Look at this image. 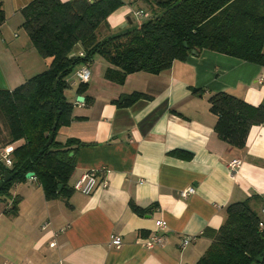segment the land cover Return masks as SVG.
<instances>
[{"label": "crops", "instance_id": "obj_1", "mask_svg": "<svg viewBox=\"0 0 264 264\" xmlns=\"http://www.w3.org/2000/svg\"><path fill=\"white\" fill-rule=\"evenodd\" d=\"M29 1L0 0V89L12 90L48 67L22 26L20 9ZM123 1L100 36L145 19L132 13L147 11L143 0ZM79 66L66 78L72 118L57 133L61 141L80 142L70 153L72 191L46 198L34 177L12 187L11 196L20 200L15 215L4 212L10 199L0 203V264H195L211 241L206 229L223 224L228 204L256 195L264 222V123L251 125L244 144L233 146L214 130L217 116L208 102L217 91L252 105L264 102V66L203 50L158 74L137 71L118 83L108 71L116 67L95 55L81 94L74 74ZM133 92L148 97L115 104ZM233 159L240 161L235 169L229 167ZM89 170L97 172L96 189L89 195L74 191V180ZM189 186L194 193L180 196ZM131 202L144 210L136 213ZM158 219L165 229L156 227ZM154 232L163 242L147 249L141 239ZM112 234L121 236L120 248L110 244ZM185 235L196 239L183 247Z\"/></svg>", "mask_w": 264, "mask_h": 264}, {"label": "trees", "instance_id": "obj_2", "mask_svg": "<svg viewBox=\"0 0 264 264\" xmlns=\"http://www.w3.org/2000/svg\"><path fill=\"white\" fill-rule=\"evenodd\" d=\"M143 1L149 18L104 37L99 28L108 25V16L123 0H31L20 9L22 26L48 67L12 90L0 89V148H13L11 166L0 159V181L4 172L10 173L0 187V203L10 199L7 214L18 212L20 199L11 196V189L28 172L34 173L46 198L72 191L68 182L75 157L70 153L80 142L61 141L57 133L72 118L66 78L77 65L100 55L116 67L108 71L116 73L118 83L137 71L158 74L192 51H216L264 66V0ZM4 19L0 7V24ZM85 89L79 83L77 92ZM202 90L192 88L198 94ZM141 97L148 95L133 92L114 102L128 106ZM208 102L217 116L214 130L233 146L244 144L251 125L264 123V102L252 105L225 91L210 94ZM256 202L254 195L226 206L223 224L206 229L211 241L195 264H264V222ZM130 206L136 213L144 210L132 202Z\"/></svg>", "mask_w": 264, "mask_h": 264}, {"label": "built area", "instance_id": "obj_3", "mask_svg": "<svg viewBox=\"0 0 264 264\" xmlns=\"http://www.w3.org/2000/svg\"><path fill=\"white\" fill-rule=\"evenodd\" d=\"M133 15L137 18H149L150 14L147 11H144L143 9H135L132 11ZM80 56H83V52H79ZM75 77L77 78L79 83H87L90 80L91 71L89 64H81L78 69L75 71ZM12 146L8 145L5 147L0 148V159L6 166H11L12 159H11V152H12ZM240 161L238 159H233L229 163V167L231 169H235L239 166ZM98 180H97V172L95 170H89L83 174H81L76 180H74L72 184V189L76 192L82 193L84 195L91 194L96 187L98 186ZM101 184L103 186H106V181H101ZM194 193V188L192 186L186 187L184 189H181L179 191L180 196L186 197L190 194ZM264 211V208H263ZM155 225L159 230H163L166 228V222L162 219H158L155 221ZM46 224L42 226V228H45ZM196 239V235H185L181 240V245L187 246L191 242H193ZM163 242V236L160 235L158 232H154L150 234L149 236H146L141 239V243L143 246L147 249H151L157 245H160ZM110 244L115 248H120L122 245V238L118 234H112L110 236ZM49 245L51 247H54L56 245L55 240H52Z\"/></svg>", "mask_w": 264, "mask_h": 264}, {"label": "water", "instance_id": "obj_4", "mask_svg": "<svg viewBox=\"0 0 264 264\" xmlns=\"http://www.w3.org/2000/svg\"><path fill=\"white\" fill-rule=\"evenodd\" d=\"M192 54H196V52L192 51ZM82 100H84V97H82V96H79L78 99H77V101H82ZM9 177H10V173H8V172H4L3 173L2 180L0 181V187L2 186L3 182L6 181ZM25 177L26 178L34 177V173L33 172H28V173H26ZM59 187H60V185H59ZM251 264H256V263L253 262Z\"/></svg>", "mask_w": 264, "mask_h": 264}, {"label": "rangeland", "instance_id": "obj_5", "mask_svg": "<svg viewBox=\"0 0 264 264\" xmlns=\"http://www.w3.org/2000/svg\"><path fill=\"white\" fill-rule=\"evenodd\" d=\"M65 94H68V90H66ZM69 95V94H68ZM0 127L2 130H4V126L2 125V123L0 122Z\"/></svg>", "mask_w": 264, "mask_h": 264}]
</instances>
